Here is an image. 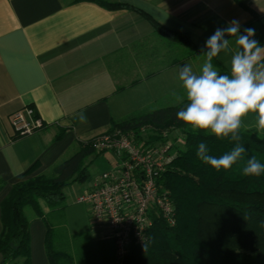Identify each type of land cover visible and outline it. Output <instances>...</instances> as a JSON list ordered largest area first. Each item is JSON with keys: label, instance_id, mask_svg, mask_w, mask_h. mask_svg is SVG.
Here are the masks:
<instances>
[{"label": "crops", "instance_id": "crops-1", "mask_svg": "<svg viewBox=\"0 0 264 264\" xmlns=\"http://www.w3.org/2000/svg\"><path fill=\"white\" fill-rule=\"evenodd\" d=\"M240 1L248 8L236 0H0V203L13 184L51 175L82 144L110 131L113 121L186 101L174 95L183 96L179 68L191 65L201 73L205 42L217 28L238 20L241 33L254 28V39L264 45V0ZM157 25L187 33L203 50L185 58V46L163 36ZM229 39L228 49L212 63L230 76L237 46L235 37ZM28 105L44 125L16 136L10 117ZM75 204L82 205L75 222L64 208L66 233L85 234L90 244L111 240L103 226L84 223L85 204ZM39 206L44 214L49 211L43 200ZM24 211L30 264H49L46 223L30 206Z\"/></svg>", "mask_w": 264, "mask_h": 264}, {"label": "trees", "instance_id": "trees-1", "mask_svg": "<svg viewBox=\"0 0 264 264\" xmlns=\"http://www.w3.org/2000/svg\"><path fill=\"white\" fill-rule=\"evenodd\" d=\"M236 1L248 8L240 0ZM103 4L139 11L122 2ZM157 27L163 36L185 46V58L203 50L187 33ZM185 103L113 121L111 129L128 132L149 125L181 132L182 146H175L173 157L158 180L168 190L175 207L173 226L154 219L147 242L143 246H131L120 261L116 259L111 240L90 244L85 234L69 235L62 230L65 223L63 189L74 181H89L83 160L92 153L102 152L94 150L88 141L58 163L51 175L26 177L12 185L0 203V264H30L26 206L46 223L44 248L49 264L110 261L120 264H264V173L260 177L242 173L250 157L264 164V131L258 129L257 114L250 112L242 117L240 143L246 147V153L231 169L217 172L197 158L196 146L203 141L209 146V154L219 157L230 151L235 142L217 140L203 133L188 134L183 122L176 118V112ZM39 200L47 204L46 214L41 211Z\"/></svg>", "mask_w": 264, "mask_h": 264}, {"label": "built area", "instance_id": "built-area-1", "mask_svg": "<svg viewBox=\"0 0 264 264\" xmlns=\"http://www.w3.org/2000/svg\"><path fill=\"white\" fill-rule=\"evenodd\" d=\"M10 123L16 136L31 135L44 125L29 105L14 111ZM143 128L128 132L116 128L90 140L94 150L111 151L115 161L90 178L75 198L87 206L92 223L108 230L118 261L131 246L147 242L154 219L169 226L176 222L168 190L158 181L174 148L167 139L145 135Z\"/></svg>", "mask_w": 264, "mask_h": 264}, {"label": "clouds", "instance_id": "clouds-1", "mask_svg": "<svg viewBox=\"0 0 264 264\" xmlns=\"http://www.w3.org/2000/svg\"><path fill=\"white\" fill-rule=\"evenodd\" d=\"M254 36L255 29L250 27L241 33L240 22L234 19L226 27L217 28L206 40L207 59L200 74L193 72L191 65L179 68L183 96L174 95L177 101L186 103L176 112V118L183 122L185 131L193 136L203 133L235 142L230 151L219 157L210 155L209 146L203 141L196 146L197 158L217 172L231 169L246 153V147L240 143L242 117L256 113L258 129L264 131V45ZM230 37H235L237 51L231 56L229 76L217 71L212 61L228 49ZM242 173L260 177L264 164L250 157Z\"/></svg>", "mask_w": 264, "mask_h": 264}, {"label": "rangeland", "instance_id": "rangeland-1", "mask_svg": "<svg viewBox=\"0 0 264 264\" xmlns=\"http://www.w3.org/2000/svg\"><path fill=\"white\" fill-rule=\"evenodd\" d=\"M144 134L149 136L153 139H167L169 143L172 144L173 148L175 146L181 147L182 146V134L175 128H157L153 126H145L144 128ZM159 135H162L159 138ZM108 159V160H107ZM115 161V155L111 151H103L99 155L95 156V154H92L84 159V163L87 165L88 170V176L89 178H93L98 173L102 172L104 169H106L109 165V162L113 163ZM84 184V185H83ZM86 181L83 182H73L70 185L66 186L64 189V192L66 194V201H65V207L67 214L72 217V219L75 222L76 215L80 212V209L78 207H82L81 204H75V196L77 195L75 192L76 190H83L85 189ZM69 217V218H70ZM73 222V223H74ZM85 222H91L88 214L85 211V205H84V223ZM70 223V224H73ZM93 224V223H92ZM72 226V225H71ZM62 230H66L65 227L62 228Z\"/></svg>", "mask_w": 264, "mask_h": 264}, {"label": "water", "instance_id": "water-1", "mask_svg": "<svg viewBox=\"0 0 264 264\" xmlns=\"http://www.w3.org/2000/svg\"><path fill=\"white\" fill-rule=\"evenodd\" d=\"M2 261V254L0 253V262Z\"/></svg>", "mask_w": 264, "mask_h": 264}]
</instances>
